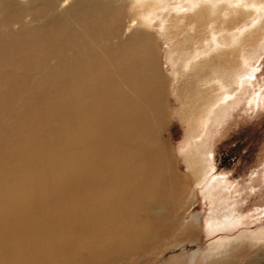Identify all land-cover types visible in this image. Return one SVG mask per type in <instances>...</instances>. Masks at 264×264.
I'll list each match as a JSON object with an SVG mask.
<instances>
[{"label":"bare ground","instance_id":"6f19581e","mask_svg":"<svg viewBox=\"0 0 264 264\" xmlns=\"http://www.w3.org/2000/svg\"><path fill=\"white\" fill-rule=\"evenodd\" d=\"M263 44L264 0H0V264L249 256L264 231L231 235L244 215L214 209L228 180L214 171L211 128L250 93ZM175 115L190 173L175 161ZM198 190L211 204L203 221L187 217ZM201 222L221 236L162 259L198 243Z\"/></svg>","mask_w":264,"mask_h":264},{"label":"rangeland","instance_id":"374dc122","mask_svg":"<svg viewBox=\"0 0 264 264\" xmlns=\"http://www.w3.org/2000/svg\"><path fill=\"white\" fill-rule=\"evenodd\" d=\"M186 10L187 8H185ZM168 13L166 11L159 18L160 20L154 22L152 29L154 32L156 31V35L159 34L162 20L168 16ZM259 20H255L254 23L252 19L246 20L248 22L246 27L249 25L250 28L256 26L260 22ZM170 43L159 42L158 61L162 73L171 78L175 73L176 66L173 67L167 54V49L171 48L167 45ZM250 68L256 70L255 78L252 80L253 84L249 86L250 93L252 91L258 93L256 102H248L250 93L241 94L239 103L229 109L231 113L211 128L210 148L214 153V171H216V174H224L225 179L228 180L227 193H225L221 202L220 200L216 201L214 209L219 212L233 209L235 213L244 215L243 225L231 235H238L243 232L258 235L264 231V44L253 55ZM50 97L48 94L47 98ZM45 99L46 97L42 96L43 102ZM173 123L176 127L173 131L171 143L176 151L175 161L181 173H190L189 164L185 161L184 154L178 150L187 136L186 126L178 116L173 119ZM190 200L193 205L189 207L187 217L197 215L203 221L211 204L199 190L197 199L193 200V196H191ZM220 203L221 205H218ZM197 232L200 239L198 243H186L179 247H172L165 252L162 259L180 253L183 249L199 248L202 251L208 247L212 240L221 236V234L206 235L203 222L198 225ZM168 240L165 239L149 255L156 254L159 249L168 243ZM248 248L249 253L247 254L249 256H245L238 264H264V241L257 247L248 246ZM144 261L145 256H134L129 260V264H143ZM161 262L162 260L154 264Z\"/></svg>","mask_w":264,"mask_h":264}]
</instances>
